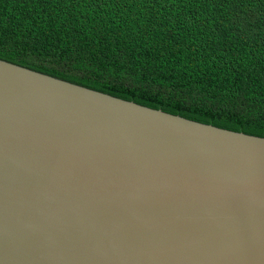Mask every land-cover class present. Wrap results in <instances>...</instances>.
I'll return each mask as SVG.
<instances>
[{
  "label": "water",
  "instance_id": "obj_1",
  "mask_svg": "<svg viewBox=\"0 0 264 264\" xmlns=\"http://www.w3.org/2000/svg\"><path fill=\"white\" fill-rule=\"evenodd\" d=\"M0 264H264V137L0 59Z\"/></svg>",
  "mask_w": 264,
  "mask_h": 264
},
{
  "label": "trees",
  "instance_id": "obj_2",
  "mask_svg": "<svg viewBox=\"0 0 264 264\" xmlns=\"http://www.w3.org/2000/svg\"><path fill=\"white\" fill-rule=\"evenodd\" d=\"M0 59L264 137V0H0Z\"/></svg>",
  "mask_w": 264,
  "mask_h": 264
}]
</instances>
